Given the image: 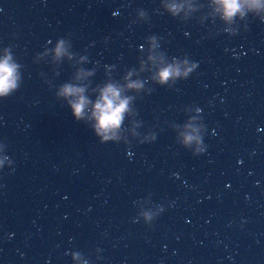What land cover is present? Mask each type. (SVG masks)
Instances as JSON below:
<instances>
[{"label":"water","instance_id":"1","mask_svg":"<svg viewBox=\"0 0 264 264\" xmlns=\"http://www.w3.org/2000/svg\"><path fill=\"white\" fill-rule=\"evenodd\" d=\"M238 2L0 0V264H264V0Z\"/></svg>","mask_w":264,"mask_h":264},{"label":"clouds","instance_id":"2","mask_svg":"<svg viewBox=\"0 0 264 264\" xmlns=\"http://www.w3.org/2000/svg\"><path fill=\"white\" fill-rule=\"evenodd\" d=\"M224 4L225 14L227 18H231L239 10L238 0H221ZM59 52V50H58ZM10 57H6L0 62V96H6L7 93L14 88L15 85V66L9 63ZM175 74H179L178 71ZM173 75V69L167 68L162 70L160 77L164 81L166 78ZM83 90L74 89L66 86L62 90V95L69 97L81 93ZM88 101L82 95L75 102L70 101L73 114L77 121L84 117V109L88 105ZM127 100H121L119 92L113 87L109 86L102 94V99L95 104L93 116L97 121L96 132L98 135L107 133L117 128L123 119V114L127 111ZM109 139L108 136L104 137ZM191 140V137L188 138ZM206 151V147L198 149L194 156L202 155Z\"/></svg>","mask_w":264,"mask_h":264}]
</instances>
